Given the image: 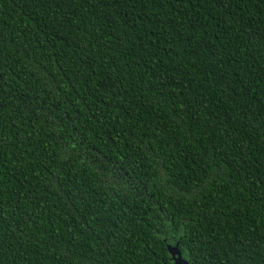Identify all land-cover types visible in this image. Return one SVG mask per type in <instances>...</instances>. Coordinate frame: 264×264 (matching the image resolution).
<instances>
[{"label": "trees", "instance_id": "1", "mask_svg": "<svg viewBox=\"0 0 264 264\" xmlns=\"http://www.w3.org/2000/svg\"><path fill=\"white\" fill-rule=\"evenodd\" d=\"M264 264V0H0V264Z\"/></svg>", "mask_w": 264, "mask_h": 264}, {"label": "water", "instance_id": "2", "mask_svg": "<svg viewBox=\"0 0 264 264\" xmlns=\"http://www.w3.org/2000/svg\"><path fill=\"white\" fill-rule=\"evenodd\" d=\"M168 250L170 252V255L173 259L174 264H188L186 261H184L181 258L180 251L177 247V244L174 247L169 246Z\"/></svg>", "mask_w": 264, "mask_h": 264}]
</instances>
